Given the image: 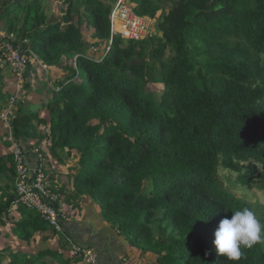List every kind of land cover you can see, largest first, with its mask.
I'll return each instance as SVG.
<instances>
[{
    "label": "trees",
    "instance_id": "16d2710c",
    "mask_svg": "<svg viewBox=\"0 0 264 264\" xmlns=\"http://www.w3.org/2000/svg\"><path fill=\"white\" fill-rule=\"evenodd\" d=\"M48 1L58 9L51 17L43 0L0 4L12 16L6 24L16 33L13 45L25 40L23 55L69 75L54 77L58 91L41 89L31 72L24 84L50 113L51 154L77 153L68 174L73 193L90 198L113 230L157 264H232L213 243L220 221L243 207L264 213L226 190L220 176L228 170L241 185L264 189V0H132L138 16L158 21L153 51L151 38L113 34L117 0ZM84 27L93 30L95 46ZM100 44L108 46L104 58L88 57ZM147 81L159 90L148 91ZM32 121L31 114L20 115L11 124L13 138L25 146L42 144ZM7 136L8 128L5 142ZM9 158L14 162L13 150ZM252 161L262 169L244 172ZM5 164L0 157V225L9 216L17 241L31 248L3 249L11 264H76L74 253L64 260L60 251L34 245L46 232L65 249L71 239L36 211L13 207L16 169ZM242 253L236 264H264V244Z\"/></svg>",
    "mask_w": 264,
    "mask_h": 264
},
{
    "label": "rangeland",
    "instance_id": "374dc122",
    "mask_svg": "<svg viewBox=\"0 0 264 264\" xmlns=\"http://www.w3.org/2000/svg\"><path fill=\"white\" fill-rule=\"evenodd\" d=\"M11 3H15L17 1H22V2H29L30 0H10ZM70 0H62L63 5H67L69 3ZM132 3L133 1L130 0ZM43 5L45 7V13L51 17L55 11H58V9L55 7V4L48 0H43ZM4 8L1 6L0 4V33L2 35H5L7 37H10L11 39L15 40V36L16 33L12 32L10 29V26L8 24H6L8 21H11L12 16L8 15L6 12H4ZM164 11V10H163ZM149 21V38L153 39L152 44L149 45V49L153 51L154 48L157 47L159 40L160 39V33L158 31L157 28V19H152L150 17H146ZM21 21L19 20L17 22V24H19ZM119 29V25L117 24V28ZM84 36H85V40L90 43L91 45L95 46L97 41L93 39L92 35H93V30L88 29L86 27H84ZM17 40V39H16ZM21 40V39H20ZM27 41V40H26ZM154 41V42H153ZM25 42V40H24ZM23 41L18 42L19 46L18 48H20L23 43ZM90 49V51L88 52L87 56L90 58H94L96 60H102L105 56L106 51L108 50V46L107 44H100V46L98 47H93ZM171 51L168 49L166 50V55L170 56ZM25 57V70L22 72H20L19 70H17L15 68V66L13 64H6L3 63V59H0V68H3V81H2V85H3V89L2 92L3 94L0 96V121L3 122L7 119L8 123L11 125L14 120L18 117H20V115H30V113H28V109H30V97L27 94V90L25 88V82H26V75L27 73H32L33 76L35 75L38 80V84L41 85L43 81V86L41 87V89H45L46 86H48L49 88H51L52 90H59V88H56V84L54 85V77L59 78V81H63L65 79V77L69 76L67 72L62 71L59 68L54 69L53 67H47L46 65H43L42 63V67L40 66V63L36 60H33L32 58H30V56H26ZM148 61V60H147ZM140 61H135L134 64H139ZM32 66V67H31ZM154 69V68H153ZM152 69V71H153ZM6 73V75H5ZM160 73V72H159ZM22 75V76H20ZM147 78V76L145 77ZM41 79V80H40ZM33 83H36L35 79H32ZM66 82V81H65ZM149 82V81H147ZM159 86H156L153 82H149L147 83V90L148 91H154L156 92V90H159ZM38 109V108H36ZM46 118L47 120H50V113L49 111L46 109ZM39 121V120H37ZM43 121V120H42ZM40 123V122H39ZM44 123V121H43ZM4 127H8L7 123L4 122ZM39 131L41 133V138L38 139L42 142V144L40 145H30V146H26L28 148L31 149H37L39 151H42L44 154V157L47 160V179L50 185V188L56 192V194L60 197L59 202L61 201H65L66 198L68 197L67 193L65 194L63 191H60L64 187H66L68 184L66 178H63L59 180V187H55L54 186V182L53 181H58L57 179H59V177L62 175L60 174L59 176V171H72V166L73 163L76 161L77 159V153L75 150H71V151H65L64 153H60L59 157H56L54 155L51 154V150L53 148V143H52V139L50 137V131H49V125L45 124V125H41L39 128ZM6 132V131H5ZM10 134L8 133V136L6 137V140L10 143V146H13V139L10 138ZM13 150V147H12ZM48 153L46 156V152ZM3 160H6L3 158ZM50 161V162H49ZM8 162L10 164L13 163V165L15 164L13 161H9ZM49 162V163H48ZM256 165L258 168L262 169V165L258 162H249L247 164H245V166H243L242 170L244 172H246V168L249 166H254ZM65 175V174H63ZM59 176V177H58ZM220 176L223 182V187L232 192L234 195H236L238 198L244 200L246 203L248 204H252L254 207H257L258 205H261L264 207V189L256 187V186H243L241 185V183L239 182V174L237 173H233L231 171H226L221 169L220 170ZM65 177V176H64ZM15 178V177H14ZM54 179V180H53ZM65 181V183L63 182ZM63 184V185H62ZM54 186V187H52ZM70 186V185H69ZM70 190L71 193L73 191L72 187L70 186ZM2 193V191L0 192ZM254 213L257 215V217L264 222V213H259L256 210H254ZM70 246V245H69ZM46 247H50L49 243L45 244V248ZM44 249V248H42ZM70 252L73 254V250L70 247L69 248ZM4 251V258L3 260L0 262V264H11L13 261L12 258L9 256V253L7 250H3ZM73 251V252H72ZM3 257V256H2ZM1 257V258H2ZM78 257V256H77ZM0 258V259H1ZM155 258V256H154ZM81 259V258H80ZM79 258H77L78 261L74 262V263H79ZM82 260V259H81ZM46 264H51L52 259H48ZM73 262H71L72 264ZM55 264V263H53ZM80 264V263H79ZM82 264V263H81Z\"/></svg>",
    "mask_w": 264,
    "mask_h": 264
},
{
    "label": "crops",
    "instance_id": "0c3cea01",
    "mask_svg": "<svg viewBox=\"0 0 264 264\" xmlns=\"http://www.w3.org/2000/svg\"><path fill=\"white\" fill-rule=\"evenodd\" d=\"M57 79L59 81V78ZM27 94L31 96L29 98L30 109L28 110V113H30L33 117L32 125L35 127L37 126L38 132L41 134L39 131L40 126L45 124L49 125L50 120H47L46 118V110L41 108V98L39 97L40 95L37 91H30ZM37 115L40 120L44 121V123H39V121H37V118L35 117ZM5 131L6 127L0 123V157L6 159L5 166L7 169H10L12 164H10L8 160L10 159L9 156L12 154V150L9 142L7 140L5 142ZM37 141L38 140L31 142L36 144ZM30 162L33 163V160L31 159ZM76 162L77 159L73 163L72 168H76ZM70 172L72 171H59V176L60 174L62 175L60 177L58 176V181H53L54 186L59 187V180H63V178L68 179V174ZM63 182L65 183V181ZM67 183L66 187L62 184L63 188L60 190L68 195L66 200L61 202L62 207L60 213L63 219H66V221L62 220L64 231L69 235L72 241L77 244L86 245L85 247H91V249L94 250L100 264H157L156 256L154 258V255H143L141 251L131 247L123 237H121L110 225L105 222L96 204L90 198L78 197L73 193V191L71 193L69 180H67ZM14 188L15 186L12 188V191L16 192V189ZM13 214L14 213L11 215ZM1 219L5 222L3 221L0 225V250L10 247L15 248L16 251H29L31 248L26 247V249H24L22 243L17 241L14 230L11 228L13 225L9 221V216L7 218L8 221L5 220V218ZM42 235L43 236L41 237H37L34 245L38 248H45V244L49 243L50 248L57 252L60 251L61 256L64 260H66V257H68L70 252L69 248L71 245L69 246L68 244L67 246L65 244V249L62 245V241L59 242V240L55 237L51 238V233L46 232Z\"/></svg>",
    "mask_w": 264,
    "mask_h": 264
},
{
    "label": "built area",
    "instance_id": "2783aa9c",
    "mask_svg": "<svg viewBox=\"0 0 264 264\" xmlns=\"http://www.w3.org/2000/svg\"><path fill=\"white\" fill-rule=\"evenodd\" d=\"M113 34L121 35L125 40L141 41L149 38V21L140 17L134 11V4L130 0H117L111 16ZM119 29H116V25ZM12 39L0 33V55L8 63L13 64L23 73L25 70V57L19 48L11 42ZM40 66L43 65L40 63ZM47 66V65H46ZM22 76V75H20ZM8 133L13 139L14 163L16 176L14 186L16 198L13 207H24L36 211L56 231L62 230V215L56 205L60 197L54 192L47 179V160L44 153L37 149L27 148L22 142L13 138L11 125ZM33 157V163L28 158ZM73 253L80 257L84 264H99L93 249L82 248L74 241L69 240Z\"/></svg>",
    "mask_w": 264,
    "mask_h": 264
},
{
    "label": "clouds",
    "instance_id": "9594fccd",
    "mask_svg": "<svg viewBox=\"0 0 264 264\" xmlns=\"http://www.w3.org/2000/svg\"><path fill=\"white\" fill-rule=\"evenodd\" d=\"M213 243L219 257L236 264L242 258V248L264 244V222L247 207L235 210L230 218L220 221Z\"/></svg>",
    "mask_w": 264,
    "mask_h": 264
}]
</instances>
